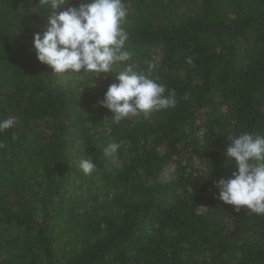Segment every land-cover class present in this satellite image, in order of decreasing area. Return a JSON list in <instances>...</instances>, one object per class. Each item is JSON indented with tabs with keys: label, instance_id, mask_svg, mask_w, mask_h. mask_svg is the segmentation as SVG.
Returning a JSON list of instances; mask_svg holds the SVG:
<instances>
[{
	"label": "trees",
	"instance_id": "obj_1",
	"mask_svg": "<svg viewBox=\"0 0 264 264\" xmlns=\"http://www.w3.org/2000/svg\"><path fill=\"white\" fill-rule=\"evenodd\" d=\"M123 3L127 63L176 103L114 123L98 102L124 65L52 74L30 50L40 0H0V119L18 121L0 133V264H264V215L215 187L236 170L227 135H264V0Z\"/></svg>",
	"mask_w": 264,
	"mask_h": 264
},
{
	"label": "clouds",
	"instance_id": "obj_2",
	"mask_svg": "<svg viewBox=\"0 0 264 264\" xmlns=\"http://www.w3.org/2000/svg\"><path fill=\"white\" fill-rule=\"evenodd\" d=\"M40 3L48 13L47 27L42 34H33L30 50L40 63L51 68L52 74H80L83 70L95 73L93 77L107 76L117 63L124 65L98 102L112 113L114 123L175 106L174 91L166 95L165 87L127 63L131 57L125 47L128 33L122 26L128 14L123 0H79L75 6L72 0ZM61 8L64 10L58 11ZM187 63L192 64L190 57ZM154 67L150 64L149 71ZM17 123L12 116L0 119V133ZM227 139V167L236 170L215 181L218 199L236 212L243 207L250 214L264 215V135L242 132L227 135ZM118 148V144L110 143L105 156H112ZM79 167L83 174L90 175L96 166L91 159L81 157Z\"/></svg>",
	"mask_w": 264,
	"mask_h": 264
},
{
	"label": "rangeland",
	"instance_id": "obj_3",
	"mask_svg": "<svg viewBox=\"0 0 264 264\" xmlns=\"http://www.w3.org/2000/svg\"><path fill=\"white\" fill-rule=\"evenodd\" d=\"M72 85H75L74 83ZM107 159V158H106ZM117 164V161H115V156L114 154L112 156H109V160H107V165L109 169H112L113 167H115V165ZM174 170V168L171 167H167L163 173L161 174V177L163 178V180H167L169 177V173L172 172Z\"/></svg>",
	"mask_w": 264,
	"mask_h": 264
}]
</instances>
